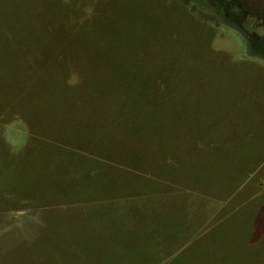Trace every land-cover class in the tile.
Listing matches in <instances>:
<instances>
[{
    "label": "rangeland",
    "instance_id": "374dc122",
    "mask_svg": "<svg viewBox=\"0 0 264 264\" xmlns=\"http://www.w3.org/2000/svg\"><path fill=\"white\" fill-rule=\"evenodd\" d=\"M72 1L68 12L59 0H0V85L16 81L3 69L18 68L20 54L75 48L71 26L85 11L98 19L94 10L108 7L110 20L80 25L78 36L106 37L126 63L128 48L140 55L125 76L115 78L123 68L110 66L103 81L107 105L99 113L111 122L104 153V140L90 145L92 156L0 112V264H220L219 234L232 236L240 222L250 231L264 215V61L219 17L184 19L146 0ZM241 1L264 11V0ZM135 37L141 44L128 47ZM93 66H102L96 57ZM116 81L142 82L145 106L117 103L128 96L115 93ZM210 165L222 192L235 191L227 207L206 196L215 190ZM251 196L252 214L239 212ZM227 212L235 228L222 224Z\"/></svg>",
    "mask_w": 264,
    "mask_h": 264
},
{
    "label": "trees",
    "instance_id": "16d2710c",
    "mask_svg": "<svg viewBox=\"0 0 264 264\" xmlns=\"http://www.w3.org/2000/svg\"><path fill=\"white\" fill-rule=\"evenodd\" d=\"M131 1L136 2L140 0ZM146 1L151 4H158L160 11L172 8L178 16L184 19H188V16L194 19L196 14H199L201 19H199L198 15H196L195 19L202 21L215 22L218 19V15L215 13H213L211 19H207V13L201 11L196 4L189 7L188 0ZM59 3L63 5V10L68 12L71 11L70 6L74 5L72 0L70 2L59 0ZM134 8L132 7V10ZM94 11V15L98 19L95 17V19L91 18L92 12L85 11L82 17H80L81 21L71 26L74 31L69 38L70 42L73 41L76 46L80 44L83 48H76L75 46V48L64 50L60 54H54L48 50L49 48L45 49L42 46V48L33 49L28 59L25 54H20L22 58L18 59L20 62L18 68L10 67L9 69H3L6 75L9 73L16 80L12 82L15 84L0 85V112L5 113L9 109L13 113V116L22 117L26 121L33 135L68 148L87 151L92 156L97 155L94 147H96L95 144L98 145V141L102 142L104 140V150L99 148L101 152L104 153L108 150L105 140L110 135L108 129L111 122L104 113L101 114L99 112H103L104 106L107 105L106 94H108V88L104 89L103 81L108 79V76L112 73L109 67L111 66L112 71V68L116 66L123 68L122 71L118 70L115 78L125 76L127 64L137 62V57L140 55V53L132 52L133 49H129L128 47L140 45L142 42V39L140 40L138 37L126 42L128 46L126 63L121 54L116 50L119 47H115L116 49L113 52L107 49L109 40L106 37L95 41L87 35V32H84L85 36H78L76 33L80 25L82 26L81 29L84 30L88 26H91L92 22H97V25L102 27L103 22L108 21L109 18L106 16L108 7L106 10ZM115 13L116 10L114 11ZM78 23L80 24L78 25ZM117 34L118 32L115 33V35ZM174 34L177 33L171 31L167 35L169 38H172ZM118 44L120 43L114 40V45ZM208 46L210 53L219 54V52H213L210 44ZM88 47H95V52L90 51L91 49ZM90 52L92 54L91 58L87 54ZM132 56L135 57V60L130 61L129 57ZM94 57L98 58V61L102 64L98 71L94 70ZM120 63L122 64L120 65ZM0 67L3 68L1 63ZM132 67L137 66L134 65ZM23 79L26 80L24 83L22 82ZM110 83L115 88V93H124L128 96L122 102L118 101L117 103L126 105L129 109L134 110L145 106V102L139 100L140 96H146L145 94H141L143 90L142 82L124 83L116 81ZM2 113L0 114L3 115ZM106 129L109 135H106ZM79 131L81 135L82 133L84 135L82 138L78 134ZM72 141H75L79 146L88 143L87 148H79ZM81 143L82 145H80ZM90 145H94V147L91 149ZM212 167L211 165L208 167V172L211 175L209 179L212 180L215 190L212 189L205 195L216 202H221L222 207H227L231 203L235 191L231 189L227 194L222 192V189L219 188L220 185L218 186V183H216V178L212 176L216 167ZM225 168L223 172L228 170L230 173L231 167L226 166ZM256 170L257 168H253L252 172ZM243 178L244 176L240 179L242 180ZM252 200L251 196L245 202H242L238 206V211L241 212V208H247L245 212L251 215L252 209L249 202ZM263 206L264 204L262 203V208ZM230 213L227 212L221 222L223 225L225 223V226L228 224L235 228L231 220H234L236 215L234 212ZM262 213L264 214V212ZM220 224L218 227H220ZM249 229L250 231L242 229L240 222L238 228H235L233 233L231 232L232 236L220 233L216 241L217 255L214 258L222 261L220 264H264V215L261 217L260 222L257 223V226L253 225Z\"/></svg>",
    "mask_w": 264,
    "mask_h": 264
},
{
    "label": "flooded vegetation",
    "instance_id": "af4514ba",
    "mask_svg": "<svg viewBox=\"0 0 264 264\" xmlns=\"http://www.w3.org/2000/svg\"><path fill=\"white\" fill-rule=\"evenodd\" d=\"M195 4L218 15L244 39L247 52L264 61V11L259 3L254 2V11L246 9L241 0H195Z\"/></svg>",
    "mask_w": 264,
    "mask_h": 264
}]
</instances>
